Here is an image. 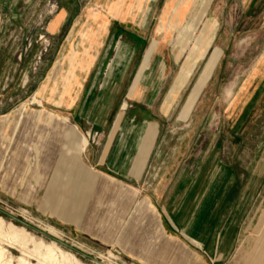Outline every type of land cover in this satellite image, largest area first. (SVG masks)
I'll return each instance as SVG.
<instances>
[{
  "label": "rangeland",
  "instance_id": "374dc122",
  "mask_svg": "<svg viewBox=\"0 0 264 264\" xmlns=\"http://www.w3.org/2000/svg\"><path fill=\"white\" fill-rule=\"evenodd\" d=\"M108 1L0 0V211L29 226L26 228L0 213L3 221L0 264H21L19 259L42 264L45 247H53L52 241L64 254V257L58 255L57 264H210L205 258L198 261L189 254L175 259L159 257L161 242L155 239V227L141 214L140 202L146 192L130 177L110 176L119 182L116 187L123 196L104 187L95 188L79 211L78 220H67L69 214L79 210L86 196L78 190L59 194L58 198L51 196L55 184H49L64 149L66 128L60 121L49 125L39 123L40 111L67 118L68 125L76 127L86 138L87 146L100 148L105 136H113V144L116 140L117 144L109 167L114 170L118 156L126 151L129 158L126 169L130 168L131 176L133 171L137 174L143 171L157 135V125V152L172 158L170 168L186 169L189 176L205 164L206 168L213 167L217 159L212 170L215 175L223 174L220 187L232 181V173L234 193L238 195L246 187V197L243 199L240 192L237 201V215L250 199L251 202L234 242L226 250L228 255L215 257L214 264H246L259 240L255 231L264 210V0H209L206 7L204 0H200L205 13L200 20L193 18L199 23L190 35H185L183 40L189 43L180 56L175 54L173 46L187 14L162 39L158 28L161 23L172 24V3L155 0L144 48L156 40L159 44L155 52L166 49L165 53L177 61L160 93L138 99H134V91L116 95L120 85L118 75L136 49L129 44V34L124 30L111 34L104 58L95 65L89 82L90 94L77 99L70 113L58 110L43 92L78 19L84 15L86 23L85 13L99 10L102 19L98 22L104 23L110 17L113 30L120 26L137 28L131 17L125 20L113 17L125 23L112 21L111 13L106 10ZM143 2L139 0L140 5ZM116 4L114 0L111 6L120 12ZM60 14L63 25L57 33L50 32L49 25ZM207 23L215 26L211 41L204 33ZM203 37V46L196 48ZM115 43H120L117 51H114ZM143 45L140 41V46ZM110 46L113 48L108 53ZM213 56L216 59L207 71ZM72 59L73 66L74 61L78 65L83 61ZM115 99L117 112L110 122H116V128L91 129L87 122L103 120L106 108ZM96 104L104 107L103 113L95 111ZM122 105L124 109L119 110ZM124 121L127 122L123 126ZM79 124L87 130H80ZM40 137H46L47 142L42 143ZM99 179L107 180L105 176ZM37 190L40 193L33 198ZM12 226L24 233L23 236L18 233L23 246L12 238ZM46 227L54 228L58 234L50 235Z\"/></svg>",
  "mask_w": 264,
  "mask_h": 264
},
{
  "label": "crops",
  "instance_id": "0c3cea01",
  "mask_svg": "<svg viewBox=\"0 0 264 264\" xmlns=\"http://www.w3.org/2000/svg\"><path fill=\"white\" fill-rule=\"evenodd\" d=\"M154 3L155 0H144L142 5L138 4L133 14V20L137 25L136 29L120 26L113 30L110 24V17H107L106 22H99V25L93 24L91 26L96 35L92 42L85 41L83 45L81 33L87 31V26L84 24V15L78 19L63 44L62 57L56 62L48 78L47 89L43 92V96L50 101L53 107L70 113L77 99L90 94L89 82L93 78L95 65L99 59L102 60L104 58V52L107 51V44L111 34L115 33L117 35V33L124 30L129 34V44L136 46V49L131 53L126 67L118 75L120 85L116 95L122 96L124 92L132 93L134 91V99H138L147 95L156 96L160 93L166 82L171 78L172 68L177 64V61L175 59L172 60L165 53L166 49L159 53L154 52L149 60L148 69L141 74V66L150 47L147 45L144 48L147 42L146 37H148L146 35L147 23ZM62 19V14L57 16L49 25V31L57 33L64 23ZM111 19L115 23L122 22L118 18L112 17ZM140 41H143V46H140ZM119 45L120 43H115L114 51H117ZM112 48V46L109 47L108 53ZM71 51L79 52L83 63L70 66L67 57ZM85 51L88 54L87 56L83 55ZM162 62L164 71L160 72V64ZM146 74L149 76L143 78ZM41 91H44V89H41ZM151 102L152 100L149 103L151 104ZM117 103L118 101L115 99L114 103L112 101L108 105L105 110L106 116L100 122L95 123L94 121L92 123L89 120L87 124L91 125V129L98 130L99 127H106L114 130L116 122H110V120L113 119V114L117 112ZM123 107L124 105L119 110H123ZM95 111L103 113L104 107L99 108L98 104H96ZM43 112L40 111L39 113ZM167 113H169V110ZM126 122L124 121L122 125L124 126ZM67 125H64L65 128ZM79 126L80 130H87L84 125L79 124ZM158 135L159 126L157 125V135L143 171L138 174L133 171L131 176L130 168L126 169L127 160L129 159L126 151L118 156V165L117 167L115 166L114 170L109 167L110 159L117 144V140L113 144V136H105L100 148L88 144L84 153H79L77 139L65 132L64 149L58 159L59 164L54 173V179L49 184V186H54L55 184L51 190V196L58 198L59 194L73 190H78L86 196L84 203L78 206L79 210L75 209L76 213L74 215L69 214L68 218H66L76 222L79 218V211L82 210L88 201L93 189L104 187L103 189L107 191L119 193L121 191L116 187L119 182L110 176L133 178L140 190H145L146 192L144 199L140 202L142 206L141 214L155 227L157 233V238L155 239L161 242L159 257L175 259L179 256L187 257L189 254L194 255L198 261H200V258L202 261L205 258L210 264H214L215 257L228 255L226 250L234 242L238 226L251 202L250 199L248 204L237 215V201L240 192L243 199L246 197V187H243L244 191L241 188L242 190H240L238 195L234 193L235 177L232 172V181L226 186L222 185L220 187L219 184L223 180V174L218 172L215 175V170H212L217 159H215L213 167L206 168V164L203 165L204 162H202L204 167L197 169L194 175L190 174L189 176L186 169L170 168L172 158L167 154L157 152L159 147V142H157L159 141ZM40 140L42 143L47 142L46 137H40ZM82 153L83 161L81 159ZM213 156L215 157V155ZM206 158L209 160V157ZM125 171L126 173H124ZM101 176H105L107 180L99 179ZM217 176L220 177L219 180H217ZM128 189L133 190L130 187ZM39 193L40 190H37L33 198L37 197ZM119 195L123 196L121 193ZM60 203H63V199L59 200L58 206H60ZM58 216L64 217L62 214H58ZM255 233L258 234L259 240L246 264H264V210L259 218Z\"/></svg>",
  "mask_w": 264,
  "mask_h": 264
},
{
  "label": "bare ground",
  "instance_id": "6f19581e",
  "mask_svg": "<svg viewBox=\"0 0 264 264\" xmlns=\"http://www.w3.org/2000/svg\"><path fill=\"white\" fill-rule=\"evenodd\" d=\"M113 1L114 0H109L107 3H105L106 4V7H107L106 10L109 11V13H111L112 17H121V18H124V20L127 19V17H131L133 19V14L136 11V8H137V6L139 4V0H129L130 3L126 2V0H116L117 1V4L116 5H117L118 9L120 10V12L119 11L118 12L116 11L117 10L116 7L111 6L113 4ZM205 1H206V3H205ZM208 1L209 0H204V6L205 7L207 6ZM169 2H170L169 5L172 3V7H170V11H172V20H171L172 21V24L166 25V24H162L161 23L159 25L158 31L161 34L162 39H164L165 36L168 35L169 32H171L175 26L179 25V23L181 22V19L185 16V14H187L186 15V20L184 22V26H182L179 29V34H178L177 40H176V42H175V44L173 46V49H174L175 54L177 56H180V54H182V52L185 51V49L187 48V44L189 43V42L186 43L185 40H183L184 37H185V35L186 34H189V35L191 34L190 32H192V29H194L197 26V24L199 23V20L201 19V17H203L206 8H203V4H201L202 1L200 2V0H169ZM100 7H101V5H100ZM168 9L169 8L167 7L166 10H168ZM85 16L87 18L86 19L87 22L84 23V24H86V26H87V31H85V32L83 31L81 33V38H83L82 45H83V43L85 41H87V42H92L93 41L96 33L92 30V27L91 26L93 24H98L99 25V22L98 21H99V19H101V13H100L99 10H91L90 9V10H88L85 13ZM195 17H196V19L199 18V20H194L193 21V18H195ZM204 27H205L204 28L205 29L204 30L205 31L204 32L205 33V37H207L208 41H211L212 38H213L214 32H215V26L212 27L209 23H207ZM158 44L159 43L156 40H153L151 42L150 47H149V49H148V51H147V53L145 55V59H144V61L142 63V66H141V70H140L141 71V74L144 73L148 69L149 62H150L149 60H150L151 56L153 55V53L156 51V49L158 47ZM203 44H204V37L199 40L198 44L195 45V47L196 48L199 47V46L201 47V45L203 46ZM77 51H71L70 55L67 57V59L70 62V66L73 65V59L72 58H74L75 56H76V58H78V57L81 58V55ZM83 55H86L87 56L88 54H87V52H85V53H83ZM215 59H216V57L213 56L212 59L210 60L209 64H208V66H207V71H209L212 68ZM74 62H75V65H78L76 63V61H74ZM190 64H192V63H190ZM160 66H161L160 67V72H163L164 71V64H163V62L160 64ZM190 67H191V65H190ZM184 74H186V73H184ZM145 76L148 77L149 75L146 74V75H144L143 78H145ZM54 88H55V86H54ZM34 101L37 102V103H40L35 98H34ZM24 109H25V107L23 106L22 107V111H24ZM43 113H39V115L37 117V121L39 123H42V124H51V123H55L56 121H60V123H62L64 125L65 124L67 125V122L68 121H67L66 118H59L58 116H56L54 114H50V113H44L43 114ZM66 132L68 134H70V135H73L77 139V142H78V146H77L78 151H79V153L83 152L86 149V147H87V140H86V138L82 134H80L75 127H69L67 125ZM260 174H262V173H260ZM1 226H3L2 219H0V236L2 235L1 228H3ZM45 230H46V232H48L52 236H56L58 234V232L54 228H52V227H46ZM10 232H11L12 238L15 241L19 242L21 244V246H23L24 245L23 238H20L19 235H18V233H20L21 236H23L24 233H21L20 231L17 230L16 227H13V226L10 228ZM76 244H78V243H76ZM40 245L44 246L43 243H41ZM52 245H53V247H50V246H46L45 247L46 248V254L42 257L43 258L42 259V264H49L48 262L57 264L58 263V260H59V256L58 255H60V257H64L63 252L57 246V244L52 241ZM1 253L2 252L0 251V257H1ZM19 261H20L21 264H30V263L24 261L23 259H19Z\"/></svg>",
  "mask_w": 264,
  "mask_h": 264
},
{
  "label": "water",
  "instance_id": "95a60500",
  "mask_svg": "<svg viewBox=\"0 0 264 264\" xmlns=\"http://www.w3.org/2000/svg\"><path fill=\"white\" fill-rule=\"evenodd\" d=\"M0 213L3 214L4 216L10 218L11 220H13V221H15V222L21 224L22 226H24V227H26V228H29V226H28L26 223L20 221L19 219L15 218V217H13V216H11V215H8V214H6V213H3V212H1V211H0ZM97 263H98V264H102V263H100V262H97Z\"/></svg>",
  "mask_w": 264,
  "mask_h": 264
}]
</instances>
